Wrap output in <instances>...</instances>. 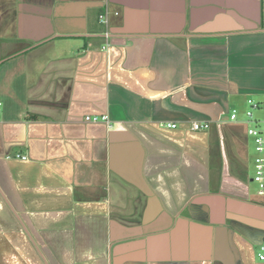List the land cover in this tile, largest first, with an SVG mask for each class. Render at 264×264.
Masks as SVG:
<instances>
[{"label": "crops", "instance_id": "1", "mask_svg": "<svg viewBox=\"0 0 264 264\" xmlns=\"http://www.w3.org/2000/svg\"><path fill=\"white\" fill-rule=\"evenodd\" d=\"M249 100L264 0H0V264H264Z\"/></svg>", "mask_w": 264, "mask_h": 264}, {"label": "built area", "instance_id": "2", "mask_svg": "<svg viewBox=\"0 0 264 264\" xmlns=\"http://www.w3.org/2000/svg\"><path fill=\"white\" fill-rule=\"evenodd\" d=\"M104 22V21H103ZM250 109L245 113L248 128H247V136L252 140L253 147H254V159H253V166H254V176L252 177V183L257 185V195L258 197L264 199V128H260L259 125L263 124L264 121L256 119L254 117V111H263L264 112V102L259 103L254 100H249L248 102ZM238 118V114L236 111H233L231 116V120L235 121ZM86 122L91 123H105L111 128V124L109 118L107 116H94V117H86ZM254 124L255 126H251ZM170 128H176V125H169ZM208 125L194 123L193 130H201L207 129ZM21 158V157H20ZM25 160L26 158H21ZM258 259L264 262V241L258 248Z\"/></svg>", "mask_w": 264, "mask_h": 264}, {"label": "rangeland", "instance_id": "3", "mask_svg": "<svg viewBox=\"0 0 264 264\" xmlns=\"http://www.w3.org/2000/svg\"><path fill=\"white\" fill-rule=\"evenodd\" d=\"M256 113V114H255ZM258 113V116L257 119L261 120V121H264V113L261 114L259 111H254V114L257 115ZM255 117V116H254ZM251 126H255L254 124H251ZM260 128H264V125L263 124H260L259 125ZM249 170H248V174L249 176L252 178L254 176V166H253V159H254V147H253V142L252 140L249 142ZM251 187V194L256 197L257 200H259L260 202L264 199L258 197L257 195V185L255 183H251L250 185Z\"/></svg>", "mask_w": 264, "mask_h": 264}]
</instances>
